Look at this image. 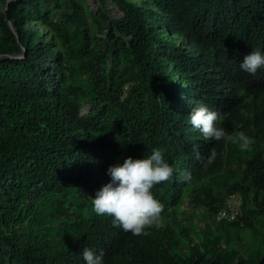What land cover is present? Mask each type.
<instances>
[{"label":"trees","instance_id":"obj_1","mask_svg":"<svg viewBox=\"0 0 264 264\" xmlns=\"http://www.w3.org/2000/svg\"><path fill=\"white\" fill-rule=\"evenodd\" d=\"M95 4L0 10V264H85V247L105 264H264V67L239 68L264 51V0ZM198 103L251 150L205 140L188 119ZM154 147L174 172L151 190L161 226L133 235L91 197L109 165ZM231 194L240 215L217 221Z\"/></svg>","mask_w":264,"mask_h":264},{"label":"clouds","instance_id":"obj_2","mask_svg":"<svg viewBox=\"0 0 264 264\" xmlns=\"http://www.w3.org/2000/svg\"><path fill=\"white\" fill-rule=\"evenodd\" d=\"M7 3L8 0H0V9L6 8ZM262 67L264 51L259 48L251 50L239 62V68L249 75H255ZM188 119L190 125L198 130L205 140L227 139L242 152L250 151L255 143L254 138L243 131L235 135L229 134L220 125V114L203 103L192 107ZM192 151L199 157L198 144L192 145ZM215 156L216 153L211 152L207 163L211 164ZM173 172L174 169L165 159L163 151L157 147L141 158L126 157L122 162L109 165L106 175L110 179L95 191L94 197H91L92 211L97 216H110L114 224L133 235H140L149 227H160L163 205L151 190L155 185L168 181ZM232 195L240 198L237 194L227 196L222 208ZM82 259L85 264H105L103 251L97 253L88 247L83 248Z\"/></svg>","mask_w":264,"mask_h":264},{"label":"built area","instance_id":"obj_3","mask_svg":"<svg viewBox=\"0 0 264 264\" xmlns=\"http://www.w3.org/2000/svg\"><path fill=\"white\" fill-rule=\"evenodd\" d=\"M240 198L238 196H230L221 211L217 214L218 221H224L228 223L235 222L240 215Z\"/></svg>","mask_w":264,"mask_h":264},{"label":"rangeland","instance_id":"obj_4","mask_svg":"<svg viewBox=\"0 0 264 264\" xmlns=\"http://www.w3.org/2000/svg\"><path fill=\"white\" fill-rule=\"evenodd\" d=\"M87 2H88V4L90 5V7H91L93 10L97 9V6H96V4H95V0H87ZM0 10H1V9H0ZM111 15H112L113 17H117V16H118V13L114 11V12L111 13ZM85 113H86V108H83L81 114L83 115V114H85Z\"/></svg>","mask_w":264,"mask_h":264},{"label":"water","instance_id":"obj_5","mask_svg":"<svg viewBox=\"0 0 264 264\" xmlns=\"http://www.w3.org/2000/svg\"><path fill=\"white\" fill-rule=\"evenodd\" d=\"M8 25H9L10 29L12 30V32L14 33V35L17 37V32H16L14 26L11 23H8ZM24 55H25V53H23L22 55H19V56H15L14 58L19 59V58L24 57ZM2 57L3 56H0V58H2Z\"/></svg>","mask_w":264,"mask_h":264}]
</instances>
